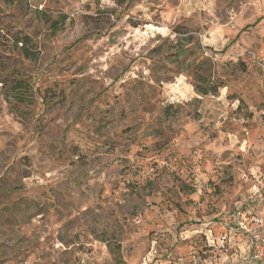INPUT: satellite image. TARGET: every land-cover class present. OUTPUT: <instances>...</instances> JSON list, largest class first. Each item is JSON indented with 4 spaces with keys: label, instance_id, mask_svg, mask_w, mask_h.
<instances>
[{
    "label": "rangeland",
    "instance_id": "obj_1",
    "mask_svg": "<svg viewBox=\"0 0 264 264\" xmlns=\"http://www.w3.org/2000/svg\"><path fill=\"white\" fill-rule=\"evenodd\" d=\"M257 189L264 0H0V264H228Z\"/></svg>",
    "mask_w": 264,
    "mask_h": 264
},
{
    "label": "built area",
    "instance_id": "obj_2",
    "mask_svg": "<svg viewBox=\"0 0 264 264\" xmlns=\"http://www.w3.org/2000/svg\"><path fill=\"white\" fill-rule=\"evenodd\" d=\"M257 205L264 202V193L257 189L252 193ZM222 228L217 238H214L221 247L229 241V229L234 228L241 232L246 240V247L242 255L228 264H256L264 261V216L259 208L251 209L249 202H244L232 212L221 218ZM211 232V230H210ZM212 235V234H210ZM215 242V241H214Z\"/></svg>",
    "mask_w": 264,
    "mask_h": 264
},
{
    "label": "trees",
    "instance_id": "obj_3",
    "mask_svg": "<svg viewBox=\"0 0 264 264\" xmlns=\"http://www.w3.org/2000/svg\"><path fill=\"white\" fill-rule=\"evenodd\" d=\"M181 33V32H180ZM183 37V38H182ZM28 39H25V42H27L28 43ZM179 41H183L184 43H185V46H181V48L176 52V55H177V58H179L180 56H182V55H184V54H186L188 51H189V47H188V44H190V43H192L193 42V37L192 36H181V38H179L178 39V41H177V43L179 42ZM28 55H30V53L28 54ZM199 67L200 68H202L203 67V64L201 63V64H199ZM200 78L202 79V80H204L205 78H204V76H200ZM219 88H220V85L219 84H214V83H210V84H208V85H199V84H196V86H195V89H196V91L200 94V95H207V94H215L216 92H218L219 91ZM167 113L169 112V109L168 108H166V110H165ZM170 113V112H169ZM172 114H173V112H172ZM253 200V199H252ZM254 202V201H253ZM252 209V208H251ZM229 233L230 232H232V233H240L241 234V232H239L238 230H236V229H234V228H231V229H229V231H228ZM228 243H229V241H228ZM210 246L211 245H213V244H209Z\"/></svg>",
    "mask_w": 264,
    "mask_h": 264
}]
</instances>
